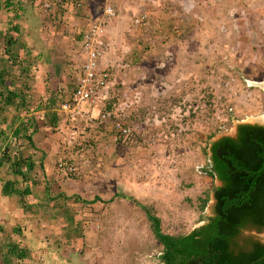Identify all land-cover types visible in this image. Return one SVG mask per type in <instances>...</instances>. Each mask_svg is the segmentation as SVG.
Returning <instances> with one entry per match:
<instances>
[{"label": "rangeland", "instance_id": "1", "mask_svg": "<svg viewBox=\"0 0 264 264\" xmlns=\"http://www.w3.org/2000/svg\"><path fill=\"white\" fill-rule=\"evenodd\" d=\"M47 1L50 7L55 2L65 4L64 0H42V13L49 12L50 7L43 6ZM107 1L117 13L106 26L118 14L127 15L126 35L140 45L138 53L145 52L137 56L143 57L141 65L147 69H142L157 80L160 95H148L146 89L123 113L117 103L121 93L116 90L121 88L117 81L108 87V99L101 98L91 107L99 117L102 112L110 114L91 127L100 126L93 138L86 133L72 144L73 154L89 157V167L82 171L76 162L80 182L71 185L77 198L67 229L76 238L69 247V263L163 264L162 245L145 210L117 195L132 196L145 204L160 218L165 233L188 232L213 214V187L220 182L205 172L209 149L205 155L204 147L219 136H233L239 123L264 126L260 118L264 116V0ZM125 1L132 4L127 10L122 6ZM73 2L89 22L100 18L105 1L93 0L100 5L97 12L88 8L87 0ZM142 16L143 20L136 22ZM7 32L1 37L5 39ZM17 35L14 31L12 37L17 39L11 37L12 44L8 42L13 49L17 45L15 70L23 64L21 37ZM13 79L15 83L11 79L8 83L16 89L19 71ZM10 108L0 106V129L4 132H0V154L4 149L12 161L22 156V148L16 142L14 149L11 141L7 142L10 128L4 113ZM116 122L129 128L128 132L120 133ZM210 133L213 136L209 137ZM9 171H1L0 177L6 179ZM29 175L22 177L34 178ZM95 195L101 201L85 202ZM205 197L207 203L199 210ZM246 230L242 235L264 243V230Z\"/></svg>", "mask_w": 264, "mask_h": 264}, {"label": "crops", "instance_id": "2", "mask_svg": "<svg viewBox=\"0 0 264 264\" xmlns=\"http://www.w3.org/2000/svg\"><path fill=\"white\" fill-rule=\"evenodd\" d=\"M64 1L66 5L55 2L48 13H42V0H0V71L3 73L0 106L11 107L8 113H4L10 128L7 142L10 140L14 149L17 145L22 148V156L19 157L26 162L20 176L14 174L10 166L13 161L10 154V160L0 166V172L9 168L11 172L6 179L0 177V264H70L71 260L72 250L69 247L76 236L74 232L68 231L67 225H70L69 220L74 215V200L77 198L76 189L71 188V185L78 184L80 179L79 173L73 177V174L58 171L56 163L58 159L67 157L79 162L82 171L87 170L89 157H85V153L82 157L73 154L72 144L87 134H93V138L99 133L97 128L100 126L91 128L82 124H69L64 114L57 110L77 85L82 62V32L89 23L80 7L74 5L75 0ZM87 4L94 12L100 9V5L93 0H87ZM131 5L129 1L122 4L126 10ZM67 8L70 11L64 12ZM126 16L122 12L106 26V48L100 61L101 68L109 73V81L101 98L107 100L108 87L115 86L118 81L121 88L116 90H121V93L117 103L123 113L142 98L146 89L148 95H160L157 94V80L142 69L146 68L141 65L143 57L137 56H143L145 52L138 53L136 48L140 45H136V41L126 35L129 30L128 25L126 28L124 26ZM5 31L8 34L4 39L1 35ZM14 31H18L17 36L21 37L23 47V64L19 70H15L13 65L17 45L13 49L8 44L9 41L12 44L9 38ZM164 54L166 57L167 52ZM17 71L21 79L16 81L17 88L13 89L8 81L11 79L14 82ZM152 75L155 76L154 73ZM6 89L18 92L23 97L16 100L17 104L6 105ZM29 164L30 169L27 166ZM30 173L34 178L22 177ZM7 181L10 182L8 188L5 187ZM96 197L85 202L101 201L100 197L97 200ZM129 197L125 195L133 202L137 200ZM23 252L25 256L20 254Z\"/></svg>", "mask_w": 264, "mask_h": 264}, {"label": "trees", "instance_id": "3", "mask_svg": "<svg viewBox=\"0 0 264 264\" xmlns=\"http://www.w3.org/2000/svg\"><path fill=\"white\" fill-rule=\"evenodd\" d=\"M2 77L0 71L1 82ZM6 92V105L17 104L16 100L23 97L12 90L6 89ZM207 147L205 172L220 184L213 187V214L203 224L184 233H165L160 218L145 204L134 200L145 210L154 235L162 245L160 260L163 264H264L261 258L264 244L242 235L250 227L264 230V126L239 123L234 136L222 135L208 142L203 149L205 155ZM1 157L0 166L10 160L6 151ZM24 165L26 162L20 157L10 163L14 174L19 175ZM27 166L31 168V164ZM9 183L7 181L5 187L8 188ZM206 203L207 198H202L199 210H203Z\"/></svg>", "mask_w": 264, "mask_h": 264}, {"label": "built area", "instance_id": "4", "mask_svg": "<svg viewBox=\"0 0 264 264\" xmlns=\"http://www.w3.org/2000/svg\"><path fill=\"white\" fill-rule=\"evenodd\" d=\"M50 2H44V8L50 7ZM114 5L105 1L100 11V18L89 19L88 26L82 32L81 40V68L75 89L70 95L60 103L57 108L69 124H82L93 127L99 121L109 117L108 113L102 112L99 115L93 114V108L101 99V94L107 87L109 73L105 68H101L100 61L106 48V23L113 20L116 16ZM136 18V22L143 20ZM117 129L120 133L125 134L129 128H124L119 122H116ZM88 141V139L86 140ZM58 171L65 174L77 172L76 162H68L63 158L58 159L56 163Z\"/></svg>", "mask_w": 264, "mask_h": 264}, {"label": "flooded vegetation", "instance_id": "5", "mask_svg": "<svg viewBox=\"0 0 264 264\" xmlns=\"http://www.w3.org/2000/svg\"><path fill=\"white\" fill-rule=\"evenodd\" d=\"M236 129H237V127H236ZM236 129H235V134H236ZM235 134H234V135H235ZM234 135H233V136H234ZM254 229H255V228H254ZM244 231H247V230H244ZM248 236H249V235H248ZM249 237H252V236H249ZM252 238L255 239L254 237H252ZM256 240H257V239H256ZM258 241H259V240H258ZM259 242L262 243L261 241H259ZM263 244H264V243H263Z\"/></svg>", "mask_w": 264, "mask_h": 264}, {"label": "water", "instance_id": "6", "mask_svg": "<svg viewBox=\"0 0 264 264\" xmlns=\"http://www.w3.org/2000/svg\"><path fill=\"white\" fill-rule=\"evenodd\" d=\"M203 223H204V222H201V223H199L197 226H199V225H201V224H203ZM261 258H264V255H263ZM261 258H260V259H261Z\"/></svg>", "mask_w": 264, "mask_h": 264}, {"label": "bare ground", "instance_id": "7", "mask_svg": "<svg viewBox=\"0 0 264 264\" xmlns=\"http://www.w3.org/2000/svg\"><path fill=\"white\" fill-rule=\"evenodd\" d=\"M263 86H264V83H263ZM260 118H261V119H264V116H261Z\"/></svg>", "mask_w": 264, "mask_h": 264}]
</instances>
